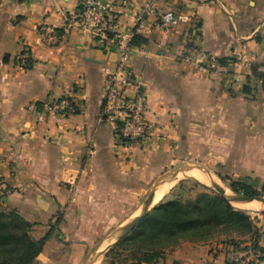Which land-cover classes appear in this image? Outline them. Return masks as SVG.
I'll return each instance as SVG.
<instances>
[{
	"label": "crops",
	"instance_id": "0c3cea01",
	"mask_svg": "<svg viewBox=\"0 0 264 264\" xmlns=\"http://www.w3.org/2000/svg\"><path fill=\"white\" fill-rule=\"evenodd\" d=\"M106 1L115 29L126 31L149 0ZM79 3L0 0V210L31 224L35 241L52 232L34 264H87L100 237L140 214L168 168L264 182V93L252 75L264 73V0H156L140 36L145 43L130 62L158 128L146 146L118 142L102 114L105 71L116 54L68 27ZM165 13L188 15L192 24L177 19L159 29ZM191 26L219 60L218 71L183 61ZM23 51L25 69L15 64ZM64 97L81 111L38 121L44 105ZM250 220L259 235L255 251L250 235L229 238L237 250L225 237L184 241L152 264H264V216ZM105 255L96 264H112Z\"/></svg>",
	"mask_w": 264,
	"mask_h": 264
},
{
	"label": "trees",
	"instance_id": "16d2710c",
	"mask_svg": "<svg viewBox=\"0 0 264 264\" xmlns=\"http://www.w3.org/2000/svg\"><path fill=\"white\" fill-rule=\"evenodd\" d=\"M144 43L141 37L132 40L134 47ZM252 75L261 81L264 93V73L254 70ZM243 91L249 92L246 88ZM230 183L229 189L234 194L259 197L252 187L241 181ZM203 189L205 192L187 202H182V191L181 188L178 189V194L155 206L126 237L106 253L105 258L112 264H152L166 251L176 248L184 241L205 242L220 237L227 238L229 244H235L234 249L237 250V244L229 239L232 235H250V240H253L250 251H255V241L259 235L250 217L235 210L208 188ZM31 231L32 225L18 214L0 210V264H34L52 232L49 231L44 238L35 241L30 236Z\"/></svg>",
	"mask_w": 264,
	"mask_h": 264
},
{
	"label": "built area",
	"instance_id": "2783aa9c",
	"mask_svg": "<svg viewBox=\"0 0 264 264\" xmlns=\"http://www.w3.org/2000/svg\"><path fill=\"white\" fill-rule=\"evenodd\" d=\"M155 4L156 0L147 1L137 11L131 27L126 31H119L114 27V17L109 14L106 0H80L78 13L68 24V27L77 28L83 36L98 39L101 43L112 46L116 54L113 68L105 71L102 114L112 123L118 142L125 145L146 146L158 129L155 122L149 118V106L143 93L142 79L133 74L130 68L131 58L135 52L132 40L146 31L147 21L156 12ZM177 19L188 25L192 24L188 15L176 18L173 13H165L160 15L157 28L167 29ZM191 28L190 38L182 56L183 61L196 66L206 74L218 71L221 67L219 60L203 50L198 29L195 26ZM50 39L55 40L56 37L51 35ZM15 64L19 68H27L30 65L28 53L23 51L17 55ZM128 88L133 89L132 96L127 95ZM81 109L82 106L75 99L64 97L44 105L37 119L42 121L46 116H72L79 113ZM73 183L70 180L68 184Z\"/></svg>",
	"mask_w": 264,
	"mask_h": 264
},
{
	"label": "rangeland",
	"instance_id": "374dc122",
	"mask_svg": "<svg viewBox=\"0 0 264 264\" xmlns=\"http://www.w3.org/2000/svg\"><path fill=\"white\" fill-rule=\"evenodd\" d=\"M175 172H179V173H183V174L188 173V172H190V173L194 172L191 175H194L196 177L195 178L196 180H184V179H180V178L175 179V180L173 179L174 182L172 184V187L168 190L166 195L162 198L161 201H159L154 206L151 205V207L154 208L155 206H157L161 202H164L169 197H172L173 195L178 194L179 193L178 189H180V188L182 191V192H180L182 202L192 201L195 199L197 194H202L203 192H205L203 187L207 188L205 186H208V185L199 176L201 174L208 175V176H210V175L203 172L202 169L197 167V166H176V167L168 168L164 172H162L163 174L162 173L160 174V177L156 181H158L160 178H162L166 175H169V174H172ZM238 181H241L242 184H245L246 186L252 187V189L257 194H259V197L264 198V182H253L250 178H247V177L242 178ZM216 182L218 185L225 187L230 193H232L229 189V185L231 184L230 183L231 181L228 182V181L217 180ZM210 191H212V190H210ZM232 194H234V193H232ZM235 210H238V209H235ZM238 211L244 212L251 219H257L261 216L262 213H264V209H261V210L257 209V210H253V211H244V210H238ZM111 234H112V232H111ZM111 239H112V236L110 238L100 237L98 239L97 244L94 247H91V250L89 251L88 257L92 253H94L96 249H99L100 251H102L111 242Z\"/></svg>",
	"mask_w": 264,
	"mask_h": 264
},
{
	"label": "water",
	"instance_id": "95a60500",
	"mask_svg": "<svg viewBox=\"0 0 264 264\" xmlns=\"http://www.w3.org/2000/svg\"><path fill=\"white\" fill-rule=\"evenodd\" d=\"M201 177L204 181L208 183L207 187L209 190H212L215 194H217L219 197H221L224 201H226L229 205L230 202H260L264 203V198L262 197H247L232 193H226L222 189L220 185H218L210 176L201 174ZM184 179V180H196L194 176L189 175L188 173H179L175 172L169 175H166L162 178H160L158 181H156L144 201L142 205V209L139 215H137L135 218H133L131 221L123 224L118 229L112 232V234L109 236H112L111 242L102 250L96 249L94 253H92L88 259L87 264H96L98 259L107 253V251L115 245L118 241L126 237L134 228L135 226L150 212L152 209L151 205L153 202L154 194L159 186V184L164 181L165 179Z\"/></svg>",
	"mask_w": 264,
	"mask_h": 264
},
{
	"label": "bare ground",
	"instance_id": "6f19581e",
	"mask_svg": "<svg viewBox=\"0 0 264 264\" xmlns=\"http://www.w3.org/2000/svg\"><path fill=\"white\" fill-rule=\"evenodd\" d=\"M192 173H194V172H191V173L188 172V174H190V175ZM192 176H194V175H192ZM199 177L202 178L201 175ZM194 178H196V177L194 176ZM212 179L216 182V180H215L216 178L215 179L212 178ZM170 180H172V181L164 180L159 184L157 192H156V194H154L155 197H154V200L152 203L153 206L155 204H157L159 201H161L162 198L168 192V190L172 187L174 180L173 179H170ZM204 182L208 185V183L206 181H204ZM222 189L224 190V192L229 193V191L225 187H222ZM230 205L233 206L234 208L238 209V210H244V211H253V210H257V209H259V210L264 209V203H260V202H230Z\"/></svg>",
	"mask_w": 264,
	"mask_h": 264
}]
</instances>
